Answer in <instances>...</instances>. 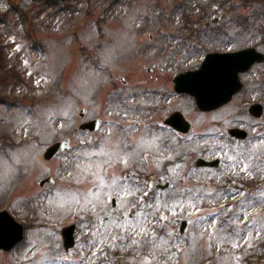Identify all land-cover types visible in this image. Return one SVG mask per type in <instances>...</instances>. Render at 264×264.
<instances>
[{
  "label": "rangeland",
  "instance_id": "obj_1",
  "mask_svg": "<svg viewBox=\"0 0 264 264\" xmlns=\"http://www.w3.org/2000/svg\"><path fill=\"white\" fill-rule=\"evenodd\" d=\"M129 2L66 0L68 5H52L41 0H0V96L12 101L10 106L0 101V134H10L21 145L15 151L6 145L2 151L0 146V201H4L0 208L7 203L18 212L27 203L50 215L49 220L42 214L26 220L23 240L8 252L0 250V264H102L100 259L111 264L113 256L107 250L157 254L175 244L164 260L155 255L150 257L153 262L148 261V254H142L128 264H190L183 259L186 238L194 253H199L197 261L264 264V241L257 245L264 239V131L259 129L264 127V114L255 120L247 113L252 102H264L259 99H264V93L259 94L262 88L252 90L253 81L264 83V61L239 75L242 89L227 104L207 112L198 111L192 97L174 93L172 82L177 73L197 68L209 51L254 46L264 53V0H232L230 8L228 2L217 0ZM20 11L25 13L26 38ZM243 17L244 32L235 37L239 29L235 23L244 25ZM217 31V38H207ZM90 50L107 65L110 83L100 67L93 69L84 59ZM15 75L21 80L16 82ZM96 80H101L102 87L93 99ZM113 89L131 100L123 103L126 107L136 109L145 106L139 93L161 90L166 94L152 103L160 102L163 108L151 113L149 122L130 121L133 130L128 140L134 141L123 147L130 151V158L135 157L131 164L144 161L147 173L162 163L158 158L169 160L160 177L148 174L149 198L136 208L128 187L114 180L107 182L116 175L121 183L126 182L120 172L129 158L127 151L116 148L115 134L107 131L112 106L106 95ZM130 94L136 97L131 99ZM32 101L34 114L29 111ZM80 108L86 110L83 119L77 114ZM174 110L192 123L186 136L199 146L173 149L167 157L163 152L138 155V151L156 150L158 144L159 150L172 148L165 140L159 143L156 132L142 129L155 123L154 117L161 119ZM92 117L106 121L104 126L94 133L75 131L70 151L50 161L42 159L44 146L55 134L69 136L81 121ZM57 118H64L63 122ZM234 126L247 130L248 139H231L226 131ZM204 133L208 138L199 137ZM165 134L176 136L169 131ZM100 135L106 138L93 155L87 143ZM238 149L244 157L235 154ZM113 154L119 160L112 162ZM197 157L218 158L221 163L217 168H198L194 165ZM66 160L76 166L73 175L64 173ZM101 163L106 165L103 172ZM136 173L128 175L132 178ZM45 176L54 177V183L39 187L37 180ZM225 176H232L233 183L235 179L247 181V194L241 202H235L239 187L232 184L224 190ZM165 183L169 187L160 190L158 186ZM111 197L117 201L115 207L110 205ZM186 219L190 224L178 238L180 221ZM71 223L75 224V244L64 251L60 229ZM150 227L162 228L165 236L152 235Z\"/></svg>",
  "mask_w": 264,
  "mask_h": 264
},
{
  "label": "water",
  "instance_id": "obj_2",
  "mask_svg": "<svg viewBox=\"0 0 264 264\" xmlns=\"http://www.w3.org/2000/svg\"><path fill=\"white\" fill-rule=\"evenodd\" d=\"M263 55L256 52L253 48H246L236 52L228 53H208L198 70L179 74L175 77V90L178 92H187L194 96L197 107L200 110H211L226 103L233 93L237 92L241 83L238 79V73L246 71L254 61H261ZM211 80V87H205V83ZM82 112V111H81ZM249 112L254 116L262 115V105L254 104L249 108ZM172 117H179L175 114ZM87 127L90 130L96 128V122L91 121L80 128ZM179 130L185 131L184 123H177ZM229 133L237 138H245L247 133L240 129H231ZM68 147V140L57 141L48 146L44 151V158L50 159L57 152L65 150ZM198 164H207L217 166L218 160L206 162L198 159ZM52 178L40 180L39 184L52 182ZM188 221L181 222V231H184ZM73 226L62 230L63 241L66 247L73 244ZM22 238V226L15 222L6 212H0V248L10 249L16 242Z\"/></svg>",
  "mask_w": 264,
  "mask_h": 264
},
{
  "label": "flooded vegetation",
  "instance_id": "obj_3",
  "mask_svg": "<svg viewBox=\"0 0 264 264\" xmlns=\"http://www.w3.org/2000/svg\"><path fill=\"white\" fill-rule=\"evenodd\" d=\"M144 118V117H143ZM159 118V117H158ZM167 117H162L161 119H160V124L162 125V126H164V127H167V126H165L163 123H164V120L166 119ZM168 129H171L170 127H167ZM171 131V130H170Z\"/></svg>",
  "mask_w": 264,
  "mask_h": 264
},
{
  "label": "snow or ice",
  "instance_id": "obj_4",
  "mask_svg": "<svg viewBox=\"0 0 264 264\" xmlns=\"http://www.w3.org/2000/svg\"><path fill=\"white\" fill-rule=\"evenodd\" d=\"M204 86H205V87H211V80L209 79V80L205 83ZM125 163H126V162H125ZM144 195L147 196V193H144Z\"/></svg>",
  "mask_w": 264,
  "mask_h": 264
},
{
  "label": "trees",
  "instance_id": "obj_5",
  "mask_svg": "<svg viewBox=\"0 0 264 264\" xmlns=\"http://www.w3.org/2000/svg\"><path fill=\"white\" fill-rule=\"evenodd\" d=\"M43 2L49 3V2H54L55 0H42ZM60 1V0H59ZM262 17V16H261ZM262 20L264 21V18H262ZM0 61H1V52H0ZM264 93V92H262Z\"/></svg>",
  "mask_w": 264,
  "mask_h": 264
}]
</instances>
